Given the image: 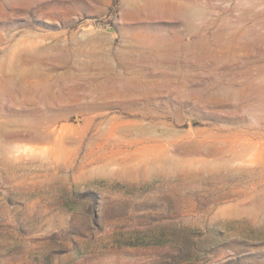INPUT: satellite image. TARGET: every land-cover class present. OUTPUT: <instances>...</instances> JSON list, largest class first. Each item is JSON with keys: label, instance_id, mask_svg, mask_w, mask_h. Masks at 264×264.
I'll list each match as a JSON object with an SVG mask.
<instances>
[{"label": "rangeland", "instance_id": "rangeland-1", "mask_svg": "<svg viewBox=\"0 0 264 264\" xmlns=\"http://www.w3.org/2000/svg\"><path fill=\"white\" fill-rule=\"evenodd\" d=\"M0 264H264V0H0Z\"/></svg>", "mask_w": 264, "mask_h": 264}, {"label": "water", "instance_id": "water-1", "mask_svg": "<svg viewBox=\"0 0 264 264\" xmlns=\"http://www.w3.org/2000/svg\"><path fill=\"white\" fill-rule=\"evenodd\" d=\"M110 30H113L112 28Z\"/></svg>", "mask_w": 264, "mask_h": 264}]
</instances>
